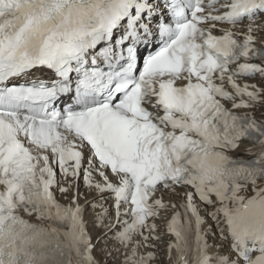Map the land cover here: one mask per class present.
Here are the masks:
<instances>
[{
    "label": "snow or ice",
    "instance_id": "snow-or-ice-1",
    "mask_svg": "<svg viewBox=\"0 0 264 264\" xmlns=\"http://www.w3.org/2000/svg\"><path fill=\"white\" fill-rule=\"evenodd\" d=\"M258 21L264 0H0V264H100L86 206L121 264L158 259L157 220L172 264H264Z\"/></svg>",
    "mask_w": 264,
    "mask_h": 264
},
{
    "label": "bare ground",
    "instance_id": "bare-ground-1",
    "mask_svg": "<svg viewBox=\"0 0 264 264\" xmlns=\"http://www.w3.org/2000/svg\"><path fill=\"white\" fill-rule=\"evenodd\" d=\"M264 21H258V23H262ZM254 35L257 36V43L259 44L261 42V38L264 37V29H261L260 31L254 33ZM238 83L244 84H255L257 87L264 88V78H261L259 75H257L255 78H241L238 80ZM240 111H252L253 115L260 119L261 114L264 113V104L258 105L255 109L249 110V109H241ZM251 148V144L248 141H243L240 144V147L232 152L237 157H243V158H249L247 155V150ZM80 192L85 193L88 196V199H92V197L95 195L94 192L87 193L86 188L84 187L82 181L80 182ZM60 197V196H59ZM63 199L62 197H60ZM166 202H176L180 199L177 195H166L165 197ZM81 203H84L83 199L80 201ZM65 203L67 201L65 200ZM111 211V209H110ZM170 217L171 210L166 214ZM203 215V213H202ZM95 217V213L91 209L90 206H86V214H85V220L89 224V231L92 235L93 243L95 244V250L94 254L98 261H100V264H108L110 259H114L112 264H121V260L123 259L122 255L117 254L116 252L112 253L111 257L107 256V250L112 249L114 247L113 241L107 238L105 233H107V228L103 226H96L92 223L93 219ZM107 223V221H105ZM158 225V230L161 233H164L161 236V239L158 241H152L153 244L156 245L154 249H147L148 251H155L157 253L158 259L153 261L152 264H172V261L168 259L167 257V245L170 241L174 240V237L171 235L166 234V224L160 220L156 221ZM211 226V230L215 231V223L210 219L207 218L206 223L203 225V228L207 230ZM210 243H216L219 244L221 241L217 238L213 240L211 236L209 237ZM173 260L175 259V251L172 253Z\"/></svg>",
    "mask_w": 264,
    "mask_h": 264
},
{
    "label": "rangeland",
    "instance_id": "rangeland-1",
    "mask_svg": "<svg viewBox=\"0 0 264 264\" xmlns=\"http://www.w3.org/2000/svg\"><path fill=\"white\" fill-rule=\"evenodd\" d=\"M113 260H114V259H110V261H109V263H108V264H112Z\"/></svg>",
    "mask_w": 264,
    "mask_h": 264
}]
</instances>
